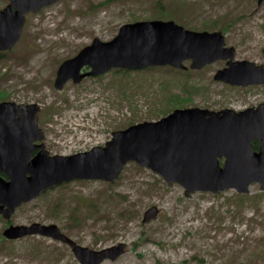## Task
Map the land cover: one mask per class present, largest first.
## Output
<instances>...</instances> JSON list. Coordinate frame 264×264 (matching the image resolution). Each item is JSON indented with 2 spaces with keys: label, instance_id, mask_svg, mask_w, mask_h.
<instances>
[{
  "label": "rangeland",
  "instance_id": "rangeland-1",
  "mask_svg": "<svg viewBox=\"0 0 264 264\" xmlns=\"http://www.w3.org/2000/svg\"><path fill=\"white\" fill-rule=\"evenodd\" d=\"M8 0H0V8ZM174 19L194 30H221L237 60L264 65V2L256 0H59L27 14L17 45L0 58V101L38 103L39 125L54 154L105 145L112 132L156 120L178 107L237 111L264 102V84L234 86L214 79L222 59L187 69L153 66L111 69L60 90L59 65L95 37L114 38L121 25ZM157 206L159 214L143 222ZM57 224L77 243L95 250L126 244L102 264H264V190L251 186L218 193L167 181L128 163L112 183L75 180L23 204L10 220L0 215V264H82L70 246L39 235L7 239L5 227Z\"/></svg>",
  "mask_w": 264,
  "mask_h": 264
},
{
  "label": "water",
  "instance_id": "water-1",
  "mask_svg": "<svg viewBox=\"0 0 264 264\" xmlns=\"http://www.w3.org/2000/svg\"><path fill=\"white\" fill-rule=\"evenodd\" d=\"M59 0H9L0 9V52L12 49L22 38L29 12H37ZM264 0H257L261 4ZM236 49L227 46L221 31H197L174 19H151L120 26L108 41L95 37L73 57L58 67L54 86L63 89L72 80L99 76L113 68L143 69L172 66L202 69L216 60L227 65L214 74L215 80L230 85L264 84V65L236 60ZM90 67L88 71H83ZM28 107V111L22 110ZM38 103L0 101V213L9 219L22 203L41 192L74 180L112 182L131 161L159 173L169 185L178 183L185 195L197 191L218 193L235 189L250 192L254 183L264 190V102L237 111L212 110L198 106L175 108L157 120H145L112 132L105 145L69 155H51L39 126ZM258 141L259 149L253 143ZM41 151L30 159L31 151ZM223 159V162L221 160ZM159 214L157 206L145 211L143 222ZM3 234L8 239L41 235L67 243L82 264H102L115 260L126 244L102 250L77 243L55 224L34 222L10 225Z\"/></svg>",
  "mask_w": 264,
  "mask_h": 264
},
{
  "label": "flooded vegetation",
  "instance_id": "flooded-vegetation-1",
  "mask_svg": "<svg viewBox=\"0 0 264 264\" xmlns=\"http://www.w3.org/2000/svg\"><path fill=\"white\" fill-rule=\"evenodd\" d=\"M179 23V22H178ZM181 24V23H180ZM211 31H215V30H211ZM221 31V30H220ZM222 33H223V31H221ZM224 34V33H223ZM224 36H225V34H224ZM225 40H226V38H225ZM226 45H227V42H226ZM229 46V45H228ZM5 55V52L3 53V52H0V58L2 57V56H4ZM89 70V67H85L84 68V70L83 71H88ZM85 78H87V77H85ZM84 78V79H85ZM83 79V80H84ZM20 104H24V105H27V103H20ZM22 110H25V111H28V107H25V108H23ZM41 110H42V108H41ZM41 110L39 111V113L41 112ZM39 115V114H38ZM39 119H40V117H39ZM40 126V125H39ZM43 129V128H42ZM43 131H44V129H43ZM42 143H44L45 144V149H47L48 151H49V153L52 155V154H54V153H52V151H51V149H50V144H49V140H48V134L44 131V138L42 139V140H38V141H35L33 144L34 145H39V144H42ZM41 151V147H36V148H34L32 151H31V153H30V159H32V158H34L39 152ZM0 175H2V176H4L5 178H7V175L4 173V172H2V171H0ZM55 187H57V186H54V187H52V188H50V189H53V188H55ZM50 189H47V190H45V191H43L41 194H43L44 192H46V191H48V190H50ZM40 194V195H41ZM39 195V196H40ZM39 196H37V197H39ZM36 197V198H37ZM36 198H34V199H36ZM34 199H32V200H34ZM32 200H30V201H32ZM30 201H27V202H24V203H22L20 206H18L17 208H16V210L19 208V207H21L23 204H25V203H28V202H30ZM16 210L13 212V214L16 212ZM12 214V215H13ZM0 215L1 216H3L4 217V215L3 214H1L0 213ZM12 215H11V217L9 218V219H7V218H5V219H7V220H10L11 218H12ZM10 225H15V224H11V222H9V225L7 226V227H9ZM17 225V224H16ZM7 227H5V229L7 228ZM4 229V230H5ZM3 230V231H4Z\"/></svg>",
  "mask_w": 264,
  "mask_h": 264
},
{
  "label": "trees",
  "instance_id": "trees-1",
  "mask_svg": "<svg viewBox=\"0 0 264 264\" xmlns=\"http://www.w3.org/2000/svg\"><path fill=\"white\" fill-rule=\"evenodd\" d=\"M116 70L118 71V70H121V69H116ZM253 146H254V149H259V142L258 141H255L253 143Z\"/></svg>",
  "mask_w": 264,
  "mask_h": 264
}]
</instances>
